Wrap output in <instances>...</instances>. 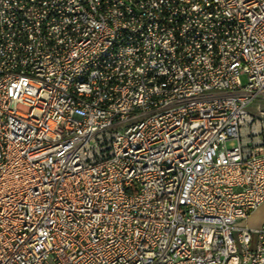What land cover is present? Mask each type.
Listing matches in <instances>:
<instances>
[{"label": "built area", "instance_id": "1", "mask_svg": "<svg viewBox=\"0 0 264 264\" xmlns=\"http://www.w3.org/2000/svg\"><path fill=\"white\" fill-rule=\"evenodd\" d=\"M262 203L264 0H0V264H264Z\"/></svg>", "mask_w": 264, "mask_h": 264}, {"label": "crops", "instance_id": "2", "mask_svg": "<svg viewBox=\"0 0 264 264\" xmlns=\"http://www.w3.org/2000/svg\"><path fill=\"white\" fill-rule=\"evenodd\" d=\"M243 224L249 228H258L264 224V203L253 210Z\"/></svg>", "mask_w": 264, "mask_h": 264}, {"label": "rangeland", "instance_id": "3", "mask_svg": "<svg viewBox=\"0 0 264 264\" xmlns=\"http://www.w3.org/2000/svg\"><path fill=\"white\" fill-rule=\"evenodd\" d=\"M242 80L244 81V77H242Z\"/></svg>", "mask_w": 264, "mask_h": 264}]
</instances>
